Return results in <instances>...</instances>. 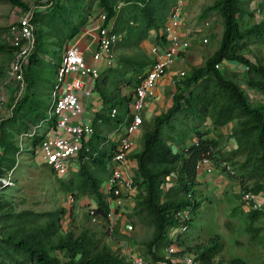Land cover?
Wrapping results in <instances>:
<instances>
[{"label":"trees","instance_id":"16d2710c","mask_svg":"<svg viewBox=\"0 0 264 264\" xmlns=\"http://www.w3.org/2000/svg\"><path fill=\"white\" fill-rule=\"evenodd\" d=\"M23 9H29L23 0H7ZM173 0H46L32 10L31 21L34 24L35 47L30 52L26 67L42 59V47L45 33L54 37L55 29L68 28L67 33L52 41L59 48L68 38L79 32L87 23L91 9L103 10L106 21L113 18L111 31L121 35L118 44L138 46L156 32L154 42L165 45L163 25ZM44 6V8H40ZM49 6V8H46ZM216 10L223 20V31L217 48L205 58L203 64L194 66L191 71L174 79L171 103L149 120L143 119L141 146L130 153L136 161L133 182L138 191L132 205L131 215L140 220L148 219L153 224V235L145 242L146 251L155 264H182L165 258L157 249L169 243L167 229L185 222L177 214L179 210L190 206L191 216L186 222L191 224L192 214L200 205L196 198L200 181L197 178L199 163L208 158L222 174L235 178L239 184L238 196L244 190L258 192L264 184V62L253 60L239 52L246 35H264V17L243 30L240 29L237 14L243 10L241 0H214L200 13L204 17L208 11ZM44 15L46 18L43 19ZM50 22V30L40 26ZM48 22V23H49ZM38 25V26H37ZM54 29V30H52ZM0 50L13 55L14 47L0 42ZM57 61L53 62L58 64ZM117 66L109 65L95 77V88L104 100L102 112L94 116L98 119H112L118 123L133 97L134 87L140 81V75L151 60L135 56H125ZM226 61H237L244 67L243 81L262 98L251 103L237 72L226 74L222 66ZM221 65L216 66L217 63ZM25 66H23L24 73ZM24 80H25V76ZM124 85L132 87L131 92L121 94ZM32 93V92H31ZM15 101L12 116L8 123L18 119L25 97ZM48 109L49 102L35 103L29 107L28 118L37 122L43 116L40 110ZM112 107L117 108L114 117L110 116ZM33 110L32 114H29ZM17 128L20 133L27 129L24 122ZM231 123L227 133L220 131L221 126ZM8 132L0 134V173L15 165V151L18 146L9 138ZM194 135V139L191 136ZM32 144L36 145L40 135H33ZM95 132L78 154V168L72 170L66 179L59 178L65 192L73 197L92 196L95 201L94 214L109 218L106 213L108 201L101 189L104 177L109 173L106 157L110 146ZM230 142V148L226 144ZM234 144V145H233ZM233 145V146H232ZM88 146V149L85 148ZM229 166V168L227 167ZM230 169L232 172H230ZM175 175L169 179V176ZM252 181L251 183H248ZM166 182H170L167 187ZM0 202V264H132L129 258L113 250L108 244H99L86 230L74 234L71 230L61 234L56 241L48 235L58 232L61 217L68 210L61 206L45 213L49 218L45 222H33L31 210L15 211L6 209L7 199L2 196ZM247 229L255 236L259 226L253 223L264 216L262 209L249 206L247 211ZM180 237V235H179ZM178 237V238H179ZM181 243V241H179ZM189 248V247H188ZM221 248V243L213 239L207 246L197 251L198 264H221L213 257ZM190 250V248L188 249ZM181 249L176 254H182ZM229 264H248L242 256H233Z\"/></svg>","mask_w":264,"mask_h":264},{"label":"rangeland","instance_id":"374dc122","mask_svg":"<svg viewBox=\"0 0 264 264\" xmlns=\"http://www.w3.org/2000/svg\"><path fill=\"white\" fill-rule=\"evenodd\" d=\"M23 1L31 10L38 8V4L44 2L43 0ZM213 1L190 0L187 3L186 26L189 30L190 45L178 54L169 67L171 69L168 77L169 82L165 86L164 98L159 105V109H162V111L171 103L174 79H182L183 75H178L176 72L183 69L188 74L194 66L203 64L205 58L219 45L223 31L222 16L216 10H210L204 17H200L203 8ZM241 3L243 10L237 14V19L240 29L243 30L264 17V0H241ZM40 8H44V6ZM46 8H49V6H46ZM29 9H23L21 6L14 5L7 0H0V42H7L9 25ZM97 12L96 9H91L86 24L93 21ZM45 18L46 15L43 19ZM201 19L209 22V26L204 30L207 36L206 41L202 40V35L192 31L194 22ZM48 22L44 23L42 27L40 26L41 35L45 31L44 29H51L52 26ZM67 31L68 28L66 27L59 31L55 29L54 37L45 33L42 37L44 39L42 47L39 50L50 55L43 54L42 59H38V62H32L29 68L24 65L23 76H25V80L22 85L20 81L15 80V74L11 71L12 55L5 50H0V93L5 96L4 106L0 109V134L1 130L10 133L9 138L18 146V150L14 153L16 158L13 168L15 184L3 189L2 196L8 201L5 208H11L15 211L27 209L36 212L37 214L31 217H33V222L37 224L38 222H45L49 218V215L45 212L64 206L68 210L61 217L62 223L58 232L48 235L51 241H56L61 234L69 230L75 235L82 230H86L99 244H108L124 257L128 258L132 252L138 251L146 255L147 259L153 264L151 255L146 251L145 242L152 237L154 227L148 219L140 220L137 216L131 215V202H134L135 195L129 197L128 202L121 207L122 216L116 220L115 226L111 229L109 221L96 214L93 218L92 214L89 213L90 207L95 206L92 196L80 195L76 198L69 192H65L60 185L58 176L51 168L38 162V151L35 152L36 145L32 144L34 136L25 137L23 140L19 139L17 128L21 126L20 121L30 125L27 115L29 107L35 101L40 103L41 106L50 99L49 86L55 80L56 65L53 62L58 59V56H53L52 52L55 49L56 55H59L60 50L52 41L58 39L59 35L63 36V33H67ZM241 40L243 43L239 52L245 53L253 60L256 58L257 61L264 62V35L261 37L246 35ZM150 43H141L132 47L119 43L114 46L113 59H117L120 54L122 56L139 57L147 61L151 60L153 54L151 47L149 49V45L155 42ZM226 62L222 69L229 75L232 72H237V76L248 94L249 101L255 103L261 99L262 95L259 92L253 91L244 83V65L237 61ZM124 87L127 92H131L132 87L130 85H124ZM26 94L21 109L16 113L18 119L15 120L14 124L8 123L9 118L12 116L15 101L19 95L24 97ZM38 110L43 113V116L48 117L46 108L40 107L36 109V111ZM32 113L33 110L29 112V114ZM49 121L52 123L53 117L49 118ZM117 124L115 123L114 127ZM230 128L231 125L223 133H227ZM142 130L143 124L136 133L137 144H135V148L141 146ZM120 133L121 130H115L116 135ZM109 134L111 133L107 135ZM226 146L230 148L231 143L228 142ZM107 165L109 169L110 163L107 162ZM132 170L135 172V167H132ZM222 177L226 180L225 187L221 185L217 192L210 190L206 184L198 185L196 198H200V205L192 214L190 226L176 239L175 251L186 249V252L196 255L197 251L216 239L221 243V248L213 257L215 261L220 260L221 264H229L231 257L239 255L244 257L248 264H264V216L253 223V226L260 227L256 235L253 236L252 231L246 227L249 205L237 195L240 189L237 180L226 173H223ZM59 178L66 179L67 176ZM126 222L132 223L133 228L131 230L125 227ZM164 246L157 249L159 254L163 253ZM188 247L190 250H188Z\"/></svg>","mask_w":264,"mask_h":264},{"label":"built area","instance_id":"2783aa9c","mask_svg":"<svg viewBox=\"0 0 264 264\" xmlns=\"http://www.w3.org/2000/svg\"><path fill=\"white\" fill-rule=\"evenodd\" d=\"M188 1L190 0H173L163 25L165 45L159 46L153 43L150 46L153 54L151 62L144 73L139 76L140 81L134 87L133 97L124 110L122 119L113 128L111 134L106 135L105 140L99 143V146L107 142L111 145L106 157L107 162L110 163L109 173L101 183V189L109 204L106 216L109 218L111 229L115 226L118 217L122 216L117 208L123 203L124 198L131 197L138 191L137 184L133 182L134 171L132 170V167H136V161L132 162L129 154L135 147L136 133L143 122L141 110L146 100L155 95L160 78L168 73L170 65L179 52L186 50L190 45L189 30L186 26ZM31 15L32 10H27L9 25L7 32V43L15 49L11 60V71L15 74V80L20 81L21 85L24 81L23 66L35 47L34 24L31 21ZM99 17L101 22L96 26L97 47L91 55L93 61L86 60L84 51L77 42L65 45L55 69V80L51 87V99L47 109L48 117L40 118L19 133L20 140L40 135L35 152L38 151L39 161L49 166L58 177L68 176L72 170L78 168L79 151L90 140L94 132L92 122L80 119L83 105L79 100L78 91L83 90L84 77L88 75L95 77L99 74L100 66L96 61L100 58L105 57L106 63H111L112 47L121 38L120 34L111 31L112 18L106 21L104 11L99 12ZM208 26V20L201 19L194 22L192 31L202 35V40L206 41L207 36L204 30ZM153 33L156 34L155 31ZM219 65H221L220 62L216 64V66ZM176 73L184 75L185 71L181 69ZM4 102L5 96L0 93V109L4 106ZM116 113L117 108L112 107L110 116L114 117ZM51 117H53L52 123L49 121ZM115 130H121V133L116 135ZM85 148L88 149V146ZM201 162L207 163L204 166L206 171H211L214 167L208 158L202 159ZM227 167L229 168L228 165ZM13 168L0 173V194L3 187L15 184ZM169 184L171 183L166 182L165 186ZM1 198L0 195V202ZM241 199L250 207L264 211V187L258 192L244 190ZM89 213L94 218L93 207H90ZM177 214L185 222L168 227L167 234L170 241L164 246L163 255L174 262L198 264V259L192 253L176 254V239L188 228L186 220L191 216L190 206L182 208ZM125 227L131 230L133 225L131 222H126ZM128 258L132 264H152L146 255L138 251L132 252Z\"/></svg>","mask_w":264,"mask_h":264},{"label":"crops","instance_id":"0c3cea01","mask_svg":"<svg viewBox=\"0 0 264 264\" xmlns=\"http://www.w3.org/2000/svg\"><path fill=\"white\" fill-rule=\"evenodd\" d=\"M97 11L98 12L96 14V17L93 19L92 22H90L86 25H83L78 33H76L73 37L68 38V40L65 43H63V45L59 48L60 49L59 55H56V51H54L55 49H53L52 55L61 57V51L65 45L71 44L73 42H77L81 46V48L83 49L86 60H88L90 62L93 61L91 55L97 47V31H96L97 28H96V26L101 22V18L99 17V12L103 11V10L100 9ZM112 25H113V20H112ZM153 31L154 30L151 31L150 37L143 40L141 43H147V42L152 43V42H154L153 39H155V34L153 33ZM151 35H152V38H151ZM118 41H120V39ZM118 41H116L112 47V58H111L110 64L106 63L107 61H106L105 57L100 58L99 60L96 61L100 66V71L109 65H113V66L119 65L122 57H125V56H122L119 54L117 56V59H115V60L113 59V49H114L115 45H118ZM151 45H149V49H150ZM56 47H57V45H56ZM43 54L44 55H50L48 53H43ZM228 63H230V62H228ZM147 67H148V65L144 68V71L147 69ZM55 69H56V67H55ZM170 70L168 71V73H166L164 76H162L160 78V80L157 84V87H156L155 95L146 100V103L141 110V114L143 116V119H149L153 115L162 111V109H159V105L161 104V102L163 101V98H164L163 97L164 96V89H165L166 84L169 82L168 77L170 75L169 74ZM95 77H92L89 75L85 76L84 77L83 90L78 91L79 100H80L81 104L83 105V113L81 114L80 119L83 121L92 122L93 127L95 129V132L98 135H100L101 137H103V136L105 137L108 133L112 132L113 127L115 125V122L112 119H110V120L98 119L97 122L93 121L95 114L98 112H102L103 105H104V100H103L102 96L100 95V93L96 90L95 85H94ZM52 84H53V82L49 86V92H48L50 99H51L50 91H51ZM127 93H128L127 90L123 86L121 88V94H127ZM50 99L47 102L50 103ZM28 122H29V124L35 123V122L30 121V120ZM230 125H231V123H228L226 125L221 126L220 131L224 132L226 129L229 128ZM194 138H195L194 135H192L191 139H194ZM136 144H137V140H136ZM109 145H110V142H107L106 146L109 147ZM139 147H136V148L134 147L133 150L131 151V153L136 151L137 149H139ZM130 155L131 154H129V159L132 162H134L135 161L134 157H132ZM38 162L41 163L39 160H38ZM206 164H207L206 162H200L199 163L198 172H197V178L200 181L199 185L206 184V186L210 190L217 192V189H219L221 187V185H223V187H225L226 180L224 179V177H222L223 174L215 167H213V169L211 171H206L204 168V166H206ZM106 176L104 177V179L106 178ZM174 177H175V175L169 176V179L174 178ZM128 199H129V197L124 198L123 203L117 208L118 212L122 210L121 207L124 206L126 204V202H128ZM131 203L133 205L134 202H131ZM118 219H120V217H118Z\"/></svg>","mask_w":264,"mask_h":264}]
</instances>
